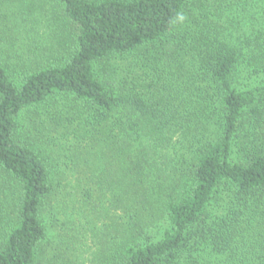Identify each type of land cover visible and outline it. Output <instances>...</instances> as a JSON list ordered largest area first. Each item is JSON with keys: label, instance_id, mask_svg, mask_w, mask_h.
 <instances>
[{"label": "trees", "instance_id": "obj_1", "mask_svg": "<svg viewBox=\"0 0 264 264\" xmlns=\"http://www.w3.org/2000/svg\"><path fill=\"white\" fill-rule=\"evenodd\" d=\"M57 4L66 56L0 57V264H38L46 215L77 224L104 190L96 264H264V0ZM60 95L36 125L58 168L20 118Z\"/></svg>", "mask_w": 264, "mask_h": 264}, {"label": "rangeland", "instance_id": "obj_2", "mask_svg": "<svg viewBox=\"0 0 264 264\" xmlns=\"http://www.w3.org/2000/svg\"><path fill=\"white\" fill-rule=\"evenodd\" d=\"M67 32L68 26L57 0H5L0 3V57L4 63L15 67L35 68L44 65L50 58L56 60L58 56H66L70 45ZM127 61L121 60L124 67L128 66ZM72 103L71 97L60 95L49 105L26 110L20 118L21 131L27 135L34 133L37 145L39 142L44 143L40 148L46 154L47 152L52 154L55 161L53 164L58 168L61 163L55 155V144H50L42 136L43 131L39 136L40 131L36 129V125L42 128L45 120L51 116V112L71 110ZM43 130L49 140L54 135H60L61 132ZM59 143L61 144V140ZM110 194L108 190L101 191V197L92 200L91 203L78 194L80 210L75 213L83 216L77 224L69 223L68 217L61 210L56 216L47 214L49 235L43 245L45 254L38 259V264H96V258L103 244L106 245V241L111 240L112 217L115 218V214L121 211L113 210L109 205ZM107 208H111V215L114 214L111 218L106 216ZM97 213L101 216L99 217ZM88 216L94 218L95 223L86 224L84 219ZM95 216L99 218L96 219Z\"/></svg>", "mask_w": 264, "mask_h": 264}]
</instances>
